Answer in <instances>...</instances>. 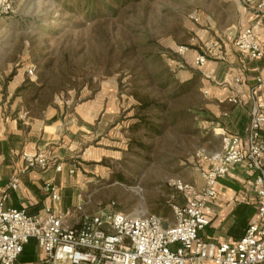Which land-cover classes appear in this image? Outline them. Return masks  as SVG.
Segmentation results:
<instances>
[{"label": "rangeland", "instance_id": "1", "mask_svg": "<svg viewBox=\"0 0 264 264\" xmlns=\"http://www.w3.org/2000/svg\"><path fill=\"white\" fill-rule=\"evenodd\" d=\"M242 5V0H131L114 12L90 11L75 0H13L11 12L0 18L1 103L9 115L15 112L8 108L12 105L36 118L47 107L67 112L95 94L113 95L116 112L105 127L91 128L81 146L99 141L106 155L93 162L82 151L66 162L79 175L89 206L94 201L126 213L156 214L163 226L171 225L170 204L177 191L169 181L190 183L198 167L195 153L217 146L209 130L200 68L191 62V54H207L210 39L222 38L225 31L232 42L243 23ZM181 45L187 47L183 54L176 51ZM91 62L99 71L89 86ZM17 71L37 87L66 72L75 84L53 94L50 104L39 110L33 100L27 104L34 95L29 89H15L10 96L5 91L6 81ZM133 89L164 104L145 112L162 121L159 135L128 130L137 104Z\"/></svg>", "mask_w": 264, "mask_h": 264}, {"label": "crops", "instance_id": "2", "mask_svg": "<svg viewBox=\"0 0 264 264\" xmlns=\"http://www.w3.org/2000/svg\"><path fill=\"white\" fill-rule=\"evenodd\" d=\"M241 8L243 23L240 29L256 24V36L264 48L263 11L244 4ZM231 39L228 31L223 33L222 38L210 39L206 47V61L200 67L201 89L207 99L209 130L213 132L211 136L217 144L212 150L200 149L206 154L219 150L222 132L238 135L242 144H245L250 111L263 91L257 78L263 74L264 58H249L233 47ZM211 43L215 46L210 47ZM197 53L191 54L192 63ZM6 67L8 70L9 63H6ZM22 72L17 71L6 81L4 87L8 96L24 82ZM1 89L0 85V194L7 192L5 206L24 208L30 215L42 213L45 207H50L63 215L64 225L76 226L83 213L95 212L101 206L94 201L89 206V200L83 199V183L77 173L73 175V165L66 161L82 151L86 160L93 162H99L101 156L106 155L104 144L99 141L84 148L81 146L89 139L90 135L87 134L91 128L95 125L96 128L101 125L105 127L107 118L116 112L114 96L95 94L67 112L61 107H47L41 116L32 118L25 115L23 107L12 109V105L8 108L15 112L7 114L6 107L1 103ZM230 98L237 102H230ZM260 132L264 133V125ZM99 135L97 133L95 137ZM22 151L46 153L49 166L43 170L26 169L20 158ZM197 162V172L190 182L195 196L200 195L203 187L200 173L207 165L202 158H197ZM57 164L61 165L59 171L55 170ZM254 175L243 164H237L231 165L226 175L216 181L215 195L203 200L204 213L209 222L198 233L202 240L232 245L243 235L245 228L256 220L257 198L252 187ZM13 176L18 178V185L10 189L8 183ZM46 181H51L57 187L60 195L58 201H52L43 190ZM185 198L184 193L177 191L172 203L183 204ZM167 226L170 225L164 227ZM174 247L171 245V248ZM16 263L48 264L34 238L28 239L23 245ZM201 264L213 263L204 261Z\"/></svg>", "mask_w": 264, "mask_h": 264}, {"label": "built area", "instance_id": "3", "mask_svg": "<svg viewBox=\"0 0 264 264\" xmlns=\"http://www.w3.org/2000/svg\"><path fill=\"white\" fill-rule=\"evenodd\" d=\"M244 5L264 13V0H242ZM13 0H0V18L12 10ZM195 21L196 14L191 15ZM256 24L241 28L232 41L233 47L251 59L264 58V48L255 30ZM215 44L211 43L210 47ZM186 46L177 47L183 54ZM206 53H197L193 65L200 68ZM33 74L32 68L27 70ZM257 81L262 95L255 101L247 127V138L227 132L220 133L218 151L206 154L201 150L197 158L207 162L201 170L203 187L200 195L192 193L193 186L181 179L169 181L176 191L185 194L183 204L170 205L173 223L164 227L155 214H131L114 210L112 205L101 206L92 213H83L76 226L64 225L63 215L50 207L42 213L30 215L24 208L6 207L7 192L0 194V264H17L23 245L34 238L48 264H263L264 263V71ZM230 102L236 103L234 98ZM20 158L26 169L43 170L49 157L41 151H22ZM243 164L252 170L253 192L257 198V218L232 245L202 240L198 233L208 224L203 200L215 195V183L228 172L231 165ZM57 164L55 170L59 171ZM18 178L11 177L8 188L15 189ZM43 190L52 201H58L57 187L46 181ZM171 245H175L171 248Z\"/></svg>", "mask_w": 264, "mask_h": 264}, {"label": "trees", "instance_id": "4", "mask_svg": "<svg viewBox=\"0 0 264 264\" xmlns=\"http://www.w3.org/2000/svg\"><path fill=\"white\" fill-rule=\"evenodd\" d=\"M76 4L82 3L87 10H101V9H112L114 12L118 8L123 7L125 4L129 3L131 0H75ZM130 50V47L123 49L119 55V59L123 56H126V52ZM96 62H91V72L89 77L86 80V84L89 86L93 85L92 74L99 71V67L96 65ZM73 70V69H71ZM107 74V73H106ZM73 77L69 73H65L63 77L59 79H45L37 87L36 83L25 81L23 85L17 88V93L23 90L29 89L34 95L28 100L34 101V106L39 110L50 104L53 94L64 90L65 88L74 85L75 82L72 81ZM131 95L137 101L136 112L132 115L134 121L128 125V130L136 131L142 129L145 133H150V135H159L163 130L162 121L152 119L150 116L146 115L145 112L151 111L154 109L162 108L164 104L159 103L154 97H151L148 93H141L136 89H133ZM30 108V107H29ZM157 118V117H156ZM160 119V118H157ZM132 140V139H131ZM139 143V141H135ZM139 145L143 146L142 143ZM118 181H122L121 177H118ZM156 215V214H155Z\"/></svg>", "mask_w": 264, "mask_h": 264}]
</instances>
